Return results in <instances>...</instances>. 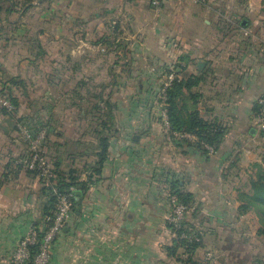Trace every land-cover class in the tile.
Segmentation results:
<instances>
[{"label":"crops","instance_id":"crops-1","mask_svg":"<svg viewBox=\"0 0 264 264\" xmlns=\"http://www.w3.org/2000/svg\"><path fill=\"white\" fill-rule=\"evenodd\" d=\"M0 15V77L12 41L30 42L29 36L41 48L55 36L57 72L68 75L54 83H63L56 98L26 93L27 101L13 85L2 86L17 107L14 117L0 111V264H14L20 240L43 234L52 218L45 216V183L17 165L28 148L15 117L39 130L51 162L58 158L60 170L79 171L86 184L77 190L80 210L73 209L52 244L49 264H178L167 250L176 241L168 215L177 180L192 193L188 222L205 233L195 255L246 245L240 236L256 207L248 196L264 168V135L254 123L264 95V0H35ZM47 52L31 49L25 61L13 52L12 70L21 72ZM180 62V76L201 78L194 90L202 116L225 128L213 154L196 146V138L171 134L162 121L155 91ZM7 74L9 83L24 79ZM100 91L103 101L95 97ZM100 136L109 138L108 153L90 179Z\"/></svg>","mask_w":264,"mask_h":264},{"label":"trees","instance_id":"trees-1","mask_svg":"<svg viewBox=\"0 0 264 264\" xmlns=\"http://www.w3.org/2000/svg\"><path fill=\"white\" fill-rule=\"evenodd\" d=\"M34 1L35 0H0V14L2 12L11 13L27 9L33 5ZM109 43V45L116 46L117 48L121 46V43L117 41H112ZM178 67H180V70H178ZM171 69H174L178 74V77L173 80L171 86L167 89L168 118L171 123L172 130L175 132H190L194 134L197 139L196 146L201 148L202 151L206 154L210 153L208 149L204 147L205 144L214 146L215 151H217L224 136L225 128L219 123L210 122L205 119L198 109V102L201 99V95L199 92L195 91L194 88L200 85L201 78L199 76H189L187 78L180 76L182 74V71L184 70V66L181 64V62L178 65L171 67ZM0 92L5 94L2 90H0ZM7 96L10 100L12 108L1 104L2 106L0 107V111L11 117H14L17 107V98L12 93L8 94ZM95 97L103 101V91L96 93ZM110 106L111 104H109V107ZM258 113L259 106H257L256 115ZM19 124L26 125L32 135L37 136V132L39 130H32L30 127H28L27 123L22 120V118L15 117V128L18 130ZM262 133L264 135V131H262ZM98 146L100 148V151L98 153L99 160L95 165L90 167L92 171L90 172V179H92V176L95 175V173H99V171L101 170V165L108 153L109 138L106 136H100ZM25 156L26 154L16 160L18 163L17 165L21 168H25L27 172L33 174L34 176L39 177L38 170L29 169L22 161L20 162V160L24 159ZM51 164L54 170V178H52V180L55 181V187L59 192L73 193L74 195L72 197V211L73 209L79 211L81 207L82 196L77 193V190L85 191L86 189V184L79 179V171L73 168L69 169L68 171L60 170L61 162L58 160V158L54 159V161L52 160ZM44 185V190L48 195V203L45 209V216L52 217L47 226L49 227L55 214L57 197L54 193L53 186L48 184ZM251 187L252 194L248 196L249 202L253 203L258 208L260 216L264 221V168H260V170L258 171V178L256 181L252 182ZM169 193L176 194L182 201L186 203L191 204L192 202V193L185 191L180 186L178 180L172 181ZM189 226L194 227V225L190 223ZM42 235L43 234L40 233V235L38 236V241L41 239ZM38 244L39 243L37 242L36 244L31 246L32 254H35V252L37 251ZM182 245L183 243L178 242L176 239L175 245L169 246L167 248L169 255L178 256V249H182ZM198 246L199 243L193 246V254L195 253V250ZM263 261V259H259L257 260V263L264 264ZM25 264H32V262H27Z\"/></svg>","mask_w":264,"mask_h":264},{"label":"built area","instance_id":"built-area-1","mask_svg":"<svg viewBox=\"0 0 264 264\" xmlns=\"http://www.w3.org/2000/svg\"><path fill=\"white\" fill-rule=\"evenodd\" d=\"M153 5H158L160 0H151ZM197 2L203 0H195ZM178 77L176 71L171 69L164 75V79L157 92L158 103H161V117L165 125V128L171 134H174L178 138L193 139L196 136L190 132H175L172 130L171 123L168 118V106H167V89L171 86L174 79ZM3 105L11 107L7 102H1ZM259 106V113L254 119V123L257 128L264 131V95H261L257 99ZM20 138L28 145V151L22 161L29 169L38 170L39 177L45 184L54 187V193L57 197L56 210L52 223L45 230L41 239L38 241V237L35 231L25 236L18 243L14 254V264H25L32 262V264H49L51 260V247L58 233L64 228L68 218L72 213V197L73 193L59 192L55 187L54 170L50 162V159L41 148L42 135L33 136L26 125L19 124ZM204 147L208 149L210 154L215 153V147L209 144H205ZM169 202L171 205L170 213L168 215V223L170 229L175 233V237L178 242L183 243V256L187 263H190L193 256L192 248L195 244L202 242L204 231L202 228H196L195 226H189V216L193 210L191 204L182 201L176 194H169ZM38 244V249L35 254H32L31 246ZM214 255L210 252L207 253V261H212Z\"/></svg>","mask_w":264,"mask_h":264},{"label":"rangeland","instance_id":"rangeland-1","mask_svg":"<svg viewBox=\"0 0 264 264\" xmlns=\"http://www.w3.org/2000/svg\"><path fill=\"white\" fill-rule=\"evenodd\" d=\"M1 16V15H0ZM4 16V14H3ZM2 18V17H1ZM4 26V24H3ZM6 28H9L8 25H6ZM215 28V26H214ZM211 34H216V31L211 32ZM29 40H24V39H19L16 42V45L14 43V40L12 41L13 45L9 46L12 47L10 51H8L7 55L5 56L4 59V66L5 70L9 74H20L18 77L24 78L20 80L12 81V77L8 75L7 73L3 74L2 77H0V90H2L5 94L0 92V101L1 102H7L8 104L11 105L10 100L8 98V93L3 89V84H11L13 85V88L18 91L20 96L24 99L29 101L30 97H27L26 93H32L33 97H41L43 96L46 91L48 93L52 94L54 98L58 97L61 95V90L63 83L59 84V86H56L54 83L59 82L58 80L60 77L65 76L66 74H62V72H57V68L59 66L58 60H57V51L59 47H57V40L55 39L56 37L54 36V41L49 42L46 39V46H42V48H46L48 51L47 54L48 56H43V58H40L36 60L35 62L31 63L28 67L25 65L22 66V71L21 72H14L12 69H16V67L12 66V63L14 62V59H11V56L13 55L12 53H17L14 54V57L17 59H20L21 61H25V58L29 55L31 52V49L37 53L39 52L42 48L36 44L34 40V36H29ZM12 38H10L11 41ZM101 51H105V47L100 48ZM97 61L102 60V57H97ZM146 65L153 70V68H156L155 66L152 68V64H150V61L146 63ZM68 76V75H66ZM10 78V81H9ZM103 77L99 76L98 80H102ZM22 81V83L18 82ZM48 81V83H46ZM44 84V85H43ZM26 85V86H25ZM134 90L137 91V84L134 83ZM98 90V89H97ZM96 90V91H97ZM157 93V91H155ZM0 103V107L2 106ZM12 108V106H11ZM37 107H32L31 111L35 112V109ZM65 109V104H62L60 106H57L56 110H58V114H63ZM2 112V111H1ZM20 133V132H19ZM20 135V134H19ZM24 144L26 142L22 141ZM27 146V144H26ZM256 207L253 209L252 213L250 216H248V219H246V223H244L243 226V233L242 236H240L242 244H246L244 247L238 249L237 246H235L233 249H230L228 252H222V250H215L214 252L212 251H207L205 254L201 253L198 254L199 256L193 254L192 260L190 263H187L184 258L183 254V249L181 250L180 253H178V256H175L176 261L178 264H259L257 263V260L263 259L264 260V221L260 219L256 215ZM196 228H202L200 225H194ZM204 231V230H203ZM205 234V233H204ZM235 236V235H233ZM204 238V236H203ZM235 238V237H234ZM203 241V240H202ZM235 242V240L233 241ZM202 242L199 243V245ZM238 245V243H237ZM210 252L211 254L214 255V259L212 261H207L206 255L207 253ZM264 262V261H263Z\"/></svg>","mask_w":264,"mask_h":264},{"label":"water","instance_id":"water-1","mask_svg":"<svg viewBox=\"0 0 264 264\" xmlns=\"http://www.w3.org/2000/svg\"><path fill=\"white\" fill-rule=\"evenodd\" d=\"M203 64H204V63L200 62V64H199V65H201V66H202Z\"/></svg>","mask_w":264,"mask_h":264}]
</instances>
